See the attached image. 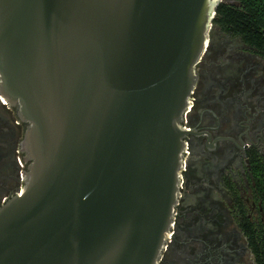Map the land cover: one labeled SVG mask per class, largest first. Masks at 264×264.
<instances>
[{"label":"water","instance_id":"1","mask_svg":"<svg viewBox=\"0 0 264 264\" xmlns=\"http://www.w3.org/2000/svg\"><path fill=\"white\" fill-rule=\"evenodd\" d=\"M223 1L0 0V94L28 163L0 264H159Z\"/></svg>","mask_w":264,"mask_h":264},{"label":"flooded vegetation","instance_id":"2","mask_svg":"<svg viewBox=\"0 0 264 264\" xmlns=\"http://www.w3.org/2000/svg\"><path fill=\"white\" fill-rule=\"evenodd\" d=\"M185 112L179 203L159 264H258L264 227V58L215 23ZM26 125L0 94V207L23 189Z\"/></svg>","mask_w":264,"mask_h":264},{"label":"trees","instance_id":"3","mask_svg":"<svg viewBox=\"0 0 264 264\" xmlns=\"http://www.w3.org/2000/svg\"><path fill=\"white\" fill-rule=\"evenodd\" d=\"M235 1L236 4H228ZM215 23L231 36L240 38L264 58V0H224L216 10ZM259 164L257 184L264 192V167ZM260 234L249 235L258 264H264V227Z\"/></svg>","mask_w":264,"mask_h":264}]
</instances>
